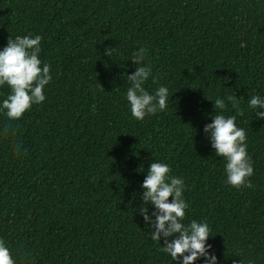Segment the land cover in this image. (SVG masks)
Here are the masks:
<instances>
[{
  "label": "trees",
  "instance_id": "1",
  "mask_svg": "<svg viewBox=\"0 0 264 264\" xmlns=\"http://www.w3.org/2000/svg\"><path fill=\"white\" fill-rule=\"evenodd\" d=\"M29 33L52 80L21 119L0 114V240L16 264H175L135 212L157 161L183 178V222L208 223L218 264H264V120L247 106L264 96V0H0V47ZM139 47L144 87L172 96L138 121L125 92ZM232 91L250 188L225 183L202 131Z\"/></svg>",
  "mask_w": 264,
  "mask_h": 264
},
{
  "label": "clouds",
  "instance_id": "2",
  "mask_svg": "<svg viewBox=\"0 0 264 264\" xmlns=\"http://www.w3.org/2000/svg\"><path fill=\"white\" fill-rule=\"evenodd\" d=\"M40 35L29 33L24 36L8 37L6 44L0 47V87L7 86L6 98L0 100V114L9 121H17L32 106L45 100V88L52 80L50 66L40 58ZM115 49L105 48L104 55H110ZM147 50L137 48L130 60L134 71L126 75L129 86L125 99L130 114L136 120L164 111L170 104L169 89L159 86L150 93L145 82L152 75L151 66L145 63ZM226 101L234 103L232 93L212 102L220 112L211 117V122L203 127L215 156L224 160L225 183L233 188H250L249 177L253 175L251 159L246 151L245 130L236 125V116H225L223 110ZM247 106L257 120H264V96L252 95ZM237 115H243L238 111ZM140 204L135 209L152 241H162L160 250L167 254L175 264H218L212 245L207 243L210 227L207 222L191 220L183 222L188 204L184 199V180L170 174V168L163 162H151L139 184ZM136 194L133 193V199ZM171 197V200H169ZM151 208V211L149 210ZM0 264H16L9 247L0 240ZM251 264V261H249Z\"/></svg>",
  "mask_w": 264,
  "mask_h": 264
}]
</instances>
